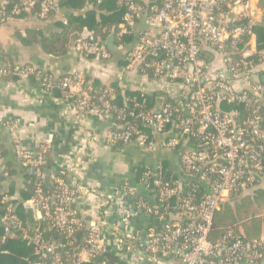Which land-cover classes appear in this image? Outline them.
Returning <instances> with one entry per match:
<instances>
[{
    "label": "built area",
    "instance_id": "2783aa9c",
    "mask_svg": "<svg viewBox=\"0 0 264 264\" xmlns=\"http://www.w3.org/2000/svg\"><path fill=\"white\" fill-rule=\"evenodd\" d=\"M115 1L124 10L115 47L121 69L140 75L141 93L161 92L172 103L130 114L152 130L149 134L124 123L108 134L106 142L135 143L148 149L159 146L176 153L183 177L165 179L162 166L141 171V185L153 193V203L139 201L136 210L153 215L163 222V228L140 242L115 228L114 250L129 264L146 260L161 264L159 253L175 256L182 264H264V242L260 240L238 239L231 230L213 243L208 239L214 214L223 203L235 195L264 190V47H260L255 31L264 25L259 0ZM35 6L38 11L34 17L44 21L55 12L56 0H21L12 14L28 13ZM124 37L132 41H123ZM73 49L98 61L113 58L91 34ZM6 73L0 69V75ZM53 79L51 74L40 77L45 92ZM84 83V77L76 72L60 84L65 90L64 101L75 110L87 106L89 94ZM111 93L105 91L102 98ZM110 108L103 102V110L93 107L86 114L108 121ZM117 111L120 117L121 111ZM8 129L14 156L39 177L42 155L32 157L33 150L22 146L15 125ZM60 171V176H52L58 189L56 205L50 206L39 182L26 205L33 209L35 221H51L57 234L69 239L61 242L45 237L38 227L27 231L8 205L0 207L4 210L0 216L2 241L19 232L37 255L33 264H111L106 256L107 215L114 212L122 225L126 224L132 214L125 204L128 195L114 194L106 207L98 210L104 211V216L85 221L75 210L79 194L68 172ZM186 182L200 184L203 197L196 200L186 193L170 205ZM7 199L0 197V205ZM155 202L164 205L163 211L155 208Z\"/></svg>",
    "mask_w": 264,
    "mask_h": 264
},
{
    "label": "crops",
    "instance_id": "0c3cea01",
    "mask_svg": "<svg viewBox=\"0 0 264 264\" xmlns=\"http://www.w3.org/2000/svg\"><path fill=\"white\" fill-rule=\"evenodd\" d=\"M67 11L62 9L57 12L53 20L38 21L33 15H6L0 3V66L7 64L22 69L15 81L0 79V144L6 150L0 160V174L12 173V186L16 194L27 184L10 145L12 140L8 128L15 125L19 141L25 149L34 151L41 145L50 147V159L55 167L68 172L71 184L79 194L75 210L81 219L99 220L101 214L105 213H99L100 207L109 202L114 194L126 193L128 197L125 204L132 213L130 220L122 227L114 212L107 215L110 227L105 239L108 250L106 256L111 264H129L113 248L115 228L124 230L139 242L145 240L150 232L158 233L163 228L162 221L136 210V204L143 199L149 200L151 205L153 203L151 192L141 185V171L164 164L175 179H182L183 174L176 153L159 146L143 148L135 143L117 147L109 145L106 142L107 136L116 129L112 121L104 120L96 114H80L64 100L49 98L41 85L39 71L50 73L57 81L77 72L88 78L91 84L95 81L116 82L122 91L138 89L143 82L139 74L121 69L119 54L115 53V48L107 47L111 35L103 41L107 50L113 54L109 62L85 58L73 48L61 57H51L37 44L26 41L32 33L48 37L54 31L55 19L63 18ZM112 45L116 47L114 36ZM246 195L253 197L252 200L264 199H254L256 195L264 196V190H260V193L249 191ZM257 218L261 219V223L254 227V234L264 242V213ZM157 260L161 264H182L168 253H159ZM139 264L151 262L146 260Z\"/></svg>",
    "mask_w": 264,
    "mask_h": 264
},
{
    "label": "trees",
    "instance_id": "16d2710c",
    "mask_svg": "<svg viewBox=\"0 0 264 264\" xmlns=\"http://www.w3.org/2000/svg\"><path fill=\"white\" fill-rule=\"evenodd\" d=\"M21 0H9L5 3L4 10L6 15L22 17V16H34L38 8L35 6L30 12H20L18 15H13V9L20 6ZM259 7L264 9V0H259ZM62 9H67V13L64 14L63 18L55 19L54 21V31L46 37L41 33L29 34L26 41L30 44H37L40 49L48 56L51 57H61L74 47V45L81 41L84 30H87L91 35L98 39L99 43L109 36L114 35L115 43L119 42L116 36L117 26L122 20V15L124 10L117 5L115 0H56V10L50 13V15L44 20H53L57 12L62 11ZM255 31L258 37V43L260 47H264V26L260 25L255 27ZM123 41L131 42L132 38L124 37ZM95 59V58H93ZM0 69H6L7 73L0 75V79L4 81L18 79L19 72L21 68L16 69L13 65L9 66L3 64ZM25 69V68H23ZM150 72V71H148ZM150 74V73H149ZM40 77L42 78L50 73L45 71H39ZM53 77V76H52ZM71 76H64L61 80H56L55 78L51 82V87L46 92L51 99L64 100L63 95L65 90L60 87L63 80H67ZM149 79L151 76L148 77ZM84 90L89 94V99L87 101V106L76 107V111L80 114H86L89 108L96 107L98 110H103V102H107L110 108L111 120L116 128L121 124H128L134 129L139 131H144L149 134L152 131L150 128L145 127L142 123L135 117H131L130 114H138L144 112H150L158 109L160 106L166 103H172V101L163 93L154 91L153 93L144 94L138 89H128L122 91L116 82L101 83L98 81L89 82L88 78L84 77ZM105 91H112L110 95H106L102 98ZM102 98V99H101ZM120 110V117H118V111ZM117 111V112H116ZM115 130V129H114ZM13 147V144H10ZM119 145H114L117 147ZM0 160L4 157L6 150L0 144ZM42 155L44 163L40 166L41 175L36 177L35 174L29 169L21 165V161H17L21 165V169L25 174V179L27 184L23 187L18 194L14 192V187L12 186L13 179L11 174L4 175V172L0 174V197L7 196L8 199L5 203L1 204L0 207L4 209L6 206H12V214L17 217L21 226L27 231H31L34 227H38L44 234L45 237L52 238L58 241H65L68 238L58 235L55 228H52V222L49 220H39L35 221L33 219V209L26 206V202L35 196V184L37 182L41 183L42 193L44 196L49 198V204L51 207L56 205L55 195L58 193L57 185L54 183L52 176H60V168L55 167L54 163L51 161V149L46 145L38 146L33 151V156ZM55 168L54 172L46 175L47 170H52ZM163 174L165 179L174 180L175 177L169 173L165 165L162 166ZM68 175V174H67ZM65 177V176H64ZM261 189L257 192L260 193ZM186 193L192 194L196 200H200L203 197L204 191L200 184L186 182L181 185L179 195L169 201V204L176 203L177 199L182 198ZM153 193H151L152 195ZM246 195V194H245ZM244 194H239L231 197L227 202L223 203L220 210L214 214L212 229L208 236L210 242H215L218 239H223L229 230L233 231L238 239L247 241L251 239L260 240L258 235L254 234V231L250 235H241L235 230V216L231 214L228 209V205L233 203L238 198L248 197ZM263 198L264 196H254L255 198ZM253 198V197H251ZM249 199V198H248ZM139 199H137L138 201ZM144 203L151 205L149 200L143 199ZM155 208L159 211H163L164 205L155 202ZM227 212L228 215L222 212ZM227 210V211H226ZM229 211V212H228ZM170 212V209L167 210ZM4 210L0 211L1 214ZM221 214V216H220ZM219 216V218H217ZM257 224H254V227ZM2 230L3 223L0 218V264H33L36 261L37 255L34 253L31 245L27 244L19 232H15V236L5 239L2 241ZM257 230V228H256ZM263 248H264V244ZM261 263L260 260H258ZM94 263V262H93ZM92 263V264H93Z\"/></svg>",
    "mask_w": 264,
    "mask_h": 264
},
{
    "label": "rangeland",
    "instance_id": "374dc122",
    "mask_svg": "<svg viewBox=\"0 0 264 264\" xmlns=\"http://www.w3.org/2000/svg\"><path fill=\"white\" fill-rule=\"evenodd\" d=\"M228 203V210L235 216L234 228L236 232L241 235H250L254 231V224L261 223V219L257 216L264 213V199L252 200L250 197H244L236 199L233 203ZM222 213L228 215L225 210Z\"/></svg>",
    "mask_w": 264,
    "mask_h": 264
},
{
    "label": "water",
    "instance_id": "95a60500",
    "mask_svg": "<svg viewBox=\"0 0 264 264\" xmlns=\"http://www.w3.org/2000/svg\"><path fill=\"white\" fill-rule=\"evenodd\" d=\"M89 35V32L85 31L84 34H83V39L85 37H87ZM112 39H113V35L110 36V39L108 40V43H107V47L111 49H114L115 47L112 45ZM55 171V168H52V170H49L46 172V175H49L51 172H54ZM28 208H30L31 206L29 205H26ZM130 220V219H129ZM127 224V223H126ZM125 225H122V227H124Z\"/></svg>",
    "mask_w": 264,
    "mask_h": 264
}]
</instances>
